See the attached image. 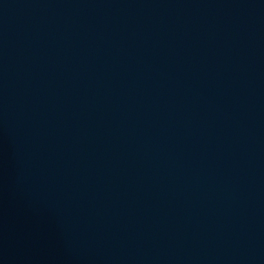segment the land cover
Masks as SVG:
<instances>
[{
  "label": "water",
  "instance_id": "water-1",
  "mask_svg": "<svg viewBox=\"0 0 264 264\" xmlns=\"http://www.w3.org/2000/svg\"><path fill=\"white\" fill-rule=\"evenodd\" d=\"M0 264H264V0H0Z\"/></svg>",
  "mask_w": 264,
  "mask_h": 264
}]
</instances>
